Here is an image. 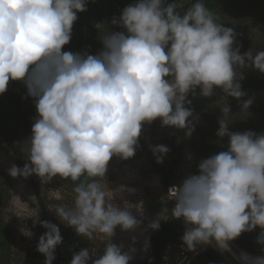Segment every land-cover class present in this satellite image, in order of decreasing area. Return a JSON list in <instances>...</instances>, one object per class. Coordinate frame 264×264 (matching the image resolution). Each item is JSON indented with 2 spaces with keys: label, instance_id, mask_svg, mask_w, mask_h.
Returning <instances> with one entry per match:
<instances>
[{
  "label": "clouds",
  "instance_id": "clouds-1",
  "mask_svg": "<svg viewBox=\"0 0 264 264\" xmlns=\"http://www.w3.org/2000/svg\"><path fill=\"white\" fill-rule=\"evenodd\" d=\"M86 3L0 0V94L10 81H24L37 110L23 149L28 162L23 168L13 164L8 173L25 179L35 174L44 184L57 176L74 183L73 205L49 209L77 235L89 241L99 237L105 247L95 259L89 249H82L70 264H129L136 249L123 251L111 242L116 228L134 231L142 223L144 236H134L133 243L136 239L145 245L144 261L148 242L161 221L169 219V210L154 212L128 201L118 205L115 197L124 187L109 190L102 183L109 161L132 158L144 125L157 119L190 137L193 111L185 107L191 104L189 93L195 95L199 88L200 95L211 97L220 89L240 100L244 77L238 70L253 67L264 73V50L241 55L233 47L234 30L217 22L203 0H194L184 11L180 0H136L113 20L125 31L106 34L98 54L62 51ZM252 103L243 101L241 112L247 114ZM221 112L217 136L228 137L227 151L200 161L198 173L181 185L163 184L169 196L162 200H175L171 217L183 219L182 241L192 252L199 245L230 252V241L257 227V243L264 245V133L231 132L230 106L226 103ZM151 151L162 163L169 148L158 145ZM40 224L48 231L40 236L37 251L45 256L44 264H52L63 242L60 229L48 221ZM23 234L33 235L30 230ZM238 259L241 264H264V256L242 253Z\"/></svg>",
  "mask_w": 264,
  "mask_h": 264
},
{
  "label": "rangeland",
  "instance_id": "rangeland-1",
  "mask_svg": "<svg viewBox=\"0 0 264 264\" xmlns=\"http://www.w3.org/2000/svg\"><path fill=\"white\" fill-rule=\"evenodd\" d=\"M94 1L87 0V10L77 13L78 18L73 24L71 40L62 51L96 55L103 50L96 38L87 39L89 35L87 26L90 25L93 15ZM215 16L217 22L224 27L232 28L236 33L233 47H239L241 55L246 52V49L252 50L254 54L256 51L264 50V0H241L238 5H227L223 12ZM105 32L106 28L103 26L94 28L96 35H102ZM242 70L238 71L242 72ZM256 71L259 76H264V73ZM24 89L25 87L18 89L17 95L9 94L18 102L16 113L10 115L9 110L5 111L4 118L0 122V223L3 227L0 231L6 232L10 245L7 258L0 264H44L45 256L37 251V244L40 236L48 230L41 226V221H48L59 227L63 242L58 247L64 245L71 249L73 254L87 248L95 259L103 255L105 242H102L99 237L89 241L77 235L74 228L63 223L55 212L49 209L57 205L66 207L73 205L75 185L70 179L62 180L57 176L44 184L35 174L25 179L13 178L8 173V169L13 164L23 168L28 162L23 149L28 145L32 135L31 130L37 118L35 98L28 96ZM245 97L253 101L248 108L251 110L248 114L253 115L256 128L261 131L260 133H264V88L252 89ZM208 98L209 101H216L221 106L229 101V97L224 96L220 89H216L215 94ZM231 111H234L233 108ZM192 122L194 131L190 137L186 136V130L162 126L159 119L150 125L145 124L139 138L140 147L137 148L135 155L127 160L113 157L109 161L108 172L102 183L106 184L109 190L124 187L125 190L115 197L118 205L122 207L124 201L134 205H146V202L151 203L155 198L165 200L169 194L157 172L159 166L173 168L177 174L188 176L198 171L200 161L211 157L201 143L205 133L203 125L195 120ZM158 145L169 148L162 163L156 162V156L151 151V147ZM201 152L206 157L200 156ZM128 189H134V191H128ZM170 202L175 205V200ZM156 211L154 209V212ZM144 212L149 216L151 214L158 216V213L153 211ZM141 226L142 223L134 231H122L118 226L111 240L118 246L122 245L123 251L136 249L131 253L133 259L129 264H141L146 252L144 244L138 243L136 239L133 243L134 236H144L140 234ZM23 230H30L33 235L28 237L23 234ZM177 230L180 234H184V221ZM260 232L261 229L257 227L251 232L250 238L257 253L255 255L264 256V250H261L262 245L257 243ZM240 238L241 235L237 239ZM229 246L230 252H222L223 264H241L238 257L245 252L237 245L236 239L230 241ZM59 260L60 257L53 260L52 264L60 263Z\"/></svg>",
  "mask_w": 264,
  "mask_h": 264
},
{
  "label": "trees",
  "instance_id": "trees-1",
  "mask_svg": "<svg viewBox=\"0 0 264 264\" xmlns=\"http://www.w3.org/2000/svg\"><path fill=\"white\" fill-rule=\"evenodd\" d=\"M241 0H203L206 7L210 11L216 14L223 12L227 5H238ZM171 2V0H168ZM183 4L181 11L186 10L194 0H180ZM136 3V0H95L94 10L92 18L90 19V25L87 26L88 38H96L99 41L98 45L103 47V37L106 34H111L115 32L125 31L123 28L119 27L117 24H113V20H119L122 10L129 5ZM97 25H102L106 28V32L102 35L94 34V28ZM101 26V27H102ZM82 35V34H81ZM80 35V36H81ZM72 47V46H71ZM248 50L246 49V52ZM243 79L241 80V90L246 94L252 89L264 88V76L258 75V72L252 67H247L242 70ZM27 93V87L24 81H10L5 93L0 94V122L4 118V112L8 111L11 114L16 113V108L18 102L9 94L17 95L18 89L24 88ZM187 99L191 100V104H186L185 107L190 108L193 111V116L189 119L195 120L198 124L203 125L205 133L202 137V146L210 155H215L221 151H227L228 148V137L220 138L217 136V131L219 129L218 121L223 118L221 108L224 105L218 104L216 101L208 100V97L200 95L199 88L196 89L195 95L189 93ZM247 100V97L243 96L240 100L233 97H229L228 105L233 112L228 116L229 131L240 132L252 131L256 134H261L258 128H256L253 115L248 114L251 110L247 109V114L241 112L242 102ZM236 109V110H235ZM220 115V116H219ZM200 156L206 157L204 153H199ZM198 158V162H199ZM157 172L160 174L161 181L164 185L175 184L177 186L181 185L183 180L187 177L185 175L177 174L175 169L166 168L164 166H159ZM195 172L194 174H197ZM146 206L149 208L162 210L166 207L169 212L167 213L169 219L162 220L157 233L152 236L148 242L149 252L147 258L141 264H156L160 252L164 248L165 244L176 237L179 232H177V227L182 225L183 219H174L171 217V209L174 208V204L171 202L165 203L162 199H154V201L146 202ZM2 224L0 223V229H2ZM2 231V230H1ZM0 231V262L7 258V254L10 250L9 239L7 238L6 232ZM251 232H245L241 234L240 239H236L237 245L249 256L256 257L258 255L255 251L254 243L250 238ZM59 246V245H58ZM56 247L54 256L55 259L60 257V263L56 264H70L73 258V251L66 246L62 245ZM262 251L264 250V245H262ZM223 251L217 249L214 245H210L207 252L198 260L196 264H223ZM254 255V256H253ZM67 258V261H66ZM54 259V260H55Z\"/></svg>",
  "mask_w": 264,
  "mask_h": 264
},
{
  "label": "built area",
  "instance_id": "built-area-1",
  "mask_svg": "<svg viewBox=\"0 0 264 264\" xmlns=\"http://www.w3.org/2000/svg\"><path fill=\"white\" fill-rule=\"evenodd\" d=\"M183 235H178L165 244L156 264H196L198 262L209 245H199L194 252L188 251L182 241Z\"/></svg>",
  "mask_w": 264,
  "mask_h": 264
}]
</instances>
